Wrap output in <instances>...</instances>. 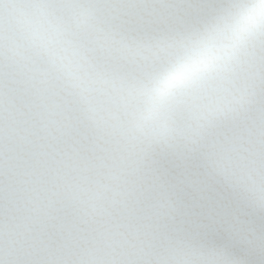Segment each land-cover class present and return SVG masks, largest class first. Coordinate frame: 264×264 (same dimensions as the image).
I'll return each mask as SVG.
<instances>
[{"label":"snow or ice","instance_id":"snow-or-ice-1","mask_svg":"<svg viewBox=\"0 0 264 264\" xmlns=\"http://www.w3.org/2000/svg\"><path fill=\"white\" fill-rule=\"evenodd\" d=\"M0 264H264V0H0Z\"/></svg>","mask_w":264,"mask_h":264}]
</instances>
